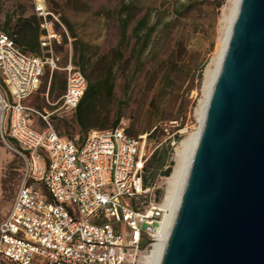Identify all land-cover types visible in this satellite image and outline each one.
<instances>
[{
    "label": "rangeland",
    "instance_id": "rangeland-1",
    "mask_svg": "<svg viewBox=\"0 0 264 264\" xmlns=\"http://www.w3.org/2000/svg\"><path fill=\"white\" fill-rule=\"evenodd\" d=\"M234 1L45 0L58 37V42L52 43L56 68L45 65L38 90L27 105L39 112L54 111L63 94L64 68L71 63L87 83L100 87L111 84V90L99 91L85 112L84 127L75 112L52 115L50 123L60 137L80 143L92 130H107L123 123L130 136L146 135L144 152L149 155L148 161L155 150L170 146L172 140L176 142L174 148L182 149L181 144L199 128L204 73L218 38L224 34L226 23L222 20L230 16ZM33 3L0 0V31L15 34L14 27L21 19L36 17ZM141 19L144 26L137 39L133 30ZM123 24L126 34L122 39ZM148 29L152 33L146 41L143 33ZM28 53L47 57L39 43L34 53ZM0 92L4 94L1 79ZM5 129L0 123V222L10 209L22 166L20 156L7 146L19 151ZM176 149L153 178L167 196L172 190L174 169L185 162ZM170 166V175L164 176L163 171ZM36 189L43 190L40 184ZM121 202L132 203L126 197Z\"/></svg>",
    "mask_w": 264,
    "mask_h": 264
},
{
    "label": "built area",
    "instance_id": "built-area-1",
    "mask_svg": "<svg viewBox=\"0 0 264 264\" xmlns=\"http://www.w3.org/2000/svg\"><path fill=\"white\" fill-rule=\"evenodd\" d=\"M33 5L40 20L39 45L47 57L26 54L12 36L0 33V123L7 125L23 163L10 209L0 222V264H143L169 214L166 194L148 178L146 135L132 137L120 123L90 131L81 144L60 137L50 117L74 112L87 86L71 63L64 68V91L54 111L23 105L38 90L45 65L56 68L52 15L45 0ZM33 116L46 125L44 131L31 128ZM169 144L175 151L176 142ZM123 197L132 203L123 204Z\"/></svg>",
    "mask_w": 264,
    "mask_h": 264
},
{
    "label": "water",
    "instance_id": "water-1",
    "mask_svg": "<svg viewBox=\"0 0 264 264\" xmlns=\"http://www.w3.org/2000/svg\"><path fill=\"white\" fill-rule=\"evenodd\" d=\"M159 264H264V0H239Z\"/></svg>",
    "mask_w": 264,
    "mask_h": 264
},
{
    "label": "bare ground",
    "instance_id": "bare-ground-1",
    "mask_svg": "<svg viewBox=\"0 0 264 264\" xmlns=\"http://www.w3.org/2000/svg\"><path fill=\"white\" fill-rule=\"evenodd\" d=\"M239 0L234 1V7L230 13V16L222 20L223 23H226V28L224 34L218 38V45L215 51L214 56L210 60L207 69L204 73L203 79V89H204V99L199 105L198 117H199V128L196 133H194L187 141L183 142L182 149H176L177 156L183 155L185 157V162L182 165H178L171 176L172 190L169 191V195L165 196L166 208L169 211L168 216H166L165 223L161 229V235L158 243L155 245L154 249L145 256L143 262L144 264H159L164 246L166 244L169 232L171 230L174 218L177 212L179 205V199L183 192L189 168L191 165L192 157L195 151V146L197 139L199 137V132L204 120V115L206 111V106L212 91L214 81L217 77L219 69L222 64V60L226 51L231 27L233 20L236 16L238 9Z\"/></svg>",
    "mask_w": 264,
    "mask_h": 264
},
{
    "label": "trees",
    "instance_id": "trees-1",
    "mask_svg": "<svg viewBox=\"0 0 264 264\" xmlns=\"http://www.w3.org/2000/svg\"><path fill=\"white\" fill-rule=\"evenodd\" d=\"M19 22L20 23H17V25L14 27L15 34L6 33L2 31H0V33H6L12 36L17 46H19L22 49V51L25 52L26 54H30L28 53V51L31 53H34L36 51V48L38 47V43H39L38 40L41 35V32L39 31V23L37 22V19L35 16H32L30 18L21 19ZM143 26H144V19H141L133 30V35L137 39L140 38V34L143 31ZM151 33H152L151 29H148V32L143 33L144 34L143 36L146 41L150 37ZM125 34H126V27H125V24H123L121 25V38L122 39L125 37ZM24 48H26L27 52L23 50ZM31 55H34V54H31ZM77 65L81 66V64H77ZM100 86L101 85H95L94 83L92 84L88 82L86 86V90L77 108L74 111L76 113V118H77L78 123L83 127H84L83 121H84L85 112L88 110L90 105L93 103L99 91L103 89H106L108 91L111 90V84L105 83V85L104 84L102 85L103 87H100ZM126 133L129 135L127 129H126ZM8 139L9 141L13 142L9 137ZM84 139L80 143L78 142H74V143L81 144L84 141ZM171 151H172V148L169 145L167 146L162 145L160 149H157L154 151V153L152 154V157H150V161H148L146 165L147 172L149 170V166L152 165L150 172H148V178L150 180H153L156 173L163 170V168L167 165ZM21 162H22V159H21ZM22 170H23V163L21 166L20 179L22 176ZM170 172H171V166L165 171H163V174L164 176H169Z\"/></svg>",
    "mask_w": 264,
    "mask_h": 264
},
{
    "label": "crops",
    "instance_id": "crops-1",
    "mask_svg": "<svg viewBox=\"0 0 264 264\" xmlns=\"http://www.w3.org/2000/svg\"><path fill=\"white\" fill-rule=\"evenodd\" d=\"M64 84H65V82H64ZM63 91H64V87H63ZM47 96H48V93L45 95V97L47 98ZM30 98H28L27 100H25L23 102L24 106L30 107L29 105H27V103L29 104V102H30ZM43 113L50 114L51 112L43 111ZM30 126H31L32 129H34L36 131H39V132L44 131L46 129V125L43 123V121L38 116H33L32 117ZM5 130H6V133H7V131H8L7 125H6V129Z\"/></svg>",
    "mask_w": 264,
    "mask_h": 264
}]
</instances>
